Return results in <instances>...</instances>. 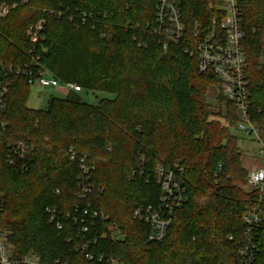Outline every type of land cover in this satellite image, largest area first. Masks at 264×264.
Wrapping results in <instances>:
<instances>
[{"label": "trees", "instance_id": "1", "mask_svg": "<svg viewBox=\"0 0 264 264\" xmlns=\"http://www.w3.org/2000/svg\"><path fill=\"white\" fill-rule=\"evenodd\" d=\"M157 1L0 0L7 8L0 18V85H6L0 232L8 233L16 254L60 264H109L110 257L120 264H240L242 216L253 209L264 215V194L247 186L234 105L228 102L227 125L209 120L221 117L205 103L210 89L221 90L217 79L198 73L196 55L185 54L183 44L163 50L146 29L154 25ZM169 1L180 9L188 37L195 25L208 33L220 15L215 0ZM238 8L250 118L264 144V0H240ZM7 67L45 72L80 91L59 97L53 91L43 109H31L27 79L5 77ZM82 91L113 98L92 106ZM18 143L28 150L24 170L7 163ZM82 157L93 167L86 203L105 218L91 230L97 240L88 250L105 257L100 263L74 250L80 236L67 217L81 204L75 184ZM157 166L173 171L185 202L165 239L151 243L148 226L133 213L158 204ZM109 232L121 239L101 238ZM257 238L256 264H264V223Z\"/></svg>", "mask_w": 264, "mask_h": 264}, {"label": "built area", "instance_id": "2", "mask_svg": "<svg viewBox=\"0 0 264 264\" xmlns=\"http://www.w3.org/2000/svg\"><path fill=\"white\" fill-rule=\"evenodd\" d=\"M239 1L215 0L220 15L212 22L211 30L204 34L200 31L199 26L195 25L188 37L181 11L176 4L169 0H158L155 7L154 25H147L146 29L153 37L159 39L163 50H166L169 45L183 44L185 54L190 57L196 55L198 73L203 75L211 73L217 79L225 99L234 105L237 129L258 144L257 154L262 164L248 172L246 183L249 189L257 190L263 196L264 144L260 141L258 130L250 118L248 81L244 73L245 60L240 50L243 34L239 29L241 23ZM6 13L7 8L0 5V18H3ZM187 45H192L193 49ZM3 74L5 77L9 74L23 76L30 86L36 84L40 91L50 89L60 91L64 95L80 91L73 84H64V88H60L62 85L45 72H38L35 75L30 70L7 67L3 69ZM5 93L6 85H0V112L5 109L3 102ZM5 132L6 125L0 123V135H5ZM69 153L71 159L76 157L72 150ZM27 158V148L18 143L9 150L7 163L16 169L24 170ZM79 164L80 172L76 176L75 195L81 204L75 205L72 215L67 214V217H70L73 224L78 227L80 236V245L74 250L83 252L86 261L100 263L105 260V257L101 254L89 253L88 250L97 240V233L92 235L91 230L96 223L104 222L105 218L91 206V203H86L87 197L92 191L89 175L93 171V167L86 165L85 157L79 159ZM154 176L160 188L158 204L155 207L141 206L137 208L133 213V219L148 226L147 242L160 243L166 237L174 212L185 202V196L170 169L157 166ZM46 211L49 222L55 223L57 229H61L55 211L53 209ZM242 222L244 230L243 246L239 250L240 264H256L257 232L264 223V215L253 209L242 216ZM7 235L6 232H0V264H60L59 260L54 263H43L39 256L32 252L23 256L16 254L14 247L8 242ZM105 237H109L112 241L121 239L119 232L102 233L101 238ZM106 260L109 264H120L119 260L113 257Z\"/></svg>", "mask_w": 264, "mask_h": 264}, {"label": "rangeland", "instance_id": "3", "mask_svg": "<svg viewBox=\"0 0 264 264\" xmlns=\"http://www.w3.org/2000/svg\"><path fill=\"white\" fill-rule=\"evenodd\" d=\"M75 85V84H73ZM76 86V85H75ZM60 88H64L63 85ZM50 89H45L44 91H40L37 87L36 84H33L30 86V92H29V97L27 100V106L31 109H43L46 105V101L49 97L50 94ZM61 92L54 93L55 96H61ZM83 101L87 104H90L92 106L97 105V103L102 100V99H112L113 95L111 94H106V93H101V92H90V91H82L79 94ZM205 103L209 105V111L212 113L220 114L221 117H210L209 120H217L220 121L222 124L227 125V122L223 119L224 116H226L230 109L231 105L228 103V101L225 99L223 93L221 90H216L215 88L210 89L205 97ZM239 139L238 141V146L242 150V155H241V162L242 165L243 161L242 158L246 159L249 167L247 166L246 169L247 174L249 171L252 169H255L259 167L260 164H262V161L260 160V157L257 154L258 151V144L254 141H252L251 138H244L242 133L240 132H233ZM196 204L199 206H203L206 204V201L204 198H196ZM9 242V241H8ZM10 244V243H9Z\"/></svg>", "mask_w": 264, "mask_h": 264}, {"label": "crops", "instance_id": "4", "mask_svg": "<svg viewBox=\"0 0 264 264\" xmlns=\"http://www.w3.org/2000/svg\"><path fill=\"white\" fill-rule=\"evenodd\" d=\"M55 92H60V91H55ZM242 161H243V166L245 167V168H247V166L249 167V165H248V163H247V161H246V159H244V157L242 158Z\"/></svg>", "mask_w": 264, "mask_h": 264}, {"label": "water", "instance_id": "5", "mask_svg": "<svg viewBox=\"0 0 264 264\" xmlns=\"http://www.w3.org/2000/svg\"><path fill=\"white\" fill-rule=\"evenodd\" d=\"M50 92H53V90H50Z\"/></svg>", "mask_w": 264, "mask_h": 264}]
</instances>
